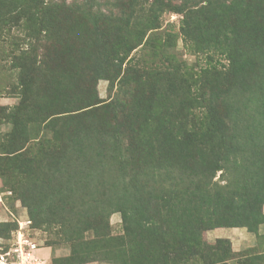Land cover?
Wrapping results in <instances>:
<instances>
[{"label":"trees","instance_id":"1","mask_svg":"<svg viewBox=\"0 0 264 264\" xmlns=\"http://www.w3.org/2000/svg\"><path fill=\"white\" fill-rule=\"evenodd\" d=\"M29 1L13 2L27 6ZM221 2L215 8L217 26L229 33L225 40L237 53L229 54L235 81L223 90L205 89L198 99L207 123L197 139L154 137L155 127L142 121L139 129L132 121L106 126L94 118L83 120L84 113L68 123L65 115L71 110L57 111L53 99V104L37 103V94L28 98L26 84L17 77L11 92L18 101L3 114L10 128L0 135V153L10 156L0 164V176L26 208L31 228L45 226L70 245L67 255L54 258L56 264H232L240 255L223 242L208 248L202 233L234 220L254 229L264 224V0ZM4 3L0 0V6ZM92 19L98 29V18ZM129 52L103 61L100 50L81 70L94 83L108 78L111 90L116 79L126 82L119 76L130 75L128 68L121 74ZM222 103L228 114L220 120L216 107ZM26 104L36 106L35 119ZM57 113L64 115L55 127ZM120 113L115 110L117 119ZM29 122L51 136L38 135ZM128 135L142 138L145 151L136 152L135 141L125 140ZM54 137L61 140L56 148ZM114 212L123 229L117 238L100 227L108 228ZM17 226V221H0V237L12 239ZM239 263L264 264V252L249 251Z\"/></svg>","mask_w":264,"mask_h":264},{"label":"rangeland","instance_id":"2","mask_svg":"<svg viewBox=\"0 0 264 264\" xmlns=\"http://www.w3.org/2000/svg\"><path fill=\"white\" fill-rule=\"evenodd\" d=\"M13 1L5 0L0 6V135L10 128L3 114L18 101L11 92L18 76L26 84L28 98L37 94V103L39 99H53L57 111L63 107L71 110L65 115L68 123L80 113H84L80 116L83 120L94 118L106 126L116 120L128 126L132 121L139 129L142 121L155 127L154 137L173 140L199 138L200 128L207 122L201 117L198 99L205 89L223 90L235 81L229 54L237 53L225 40L224 34L231 38L229 33L220 32L217 26L219 15L215 8L223 4L221 0H211L210 5L208 0H30L27 6ZM93 17L98 18V29ZM100 50L105 51V58L98 56L103 61H113L118 52L130 51L121 69L122 74L128 68L130 75L119 76L126 82L116 79L111 90L107 88L108 78L94 83L81 70ZM109 72V76L113 74ZM224 105L216 107L220 120L228 114ZM26 106L29 116L35 119L36 106ZM117 109L121 110L118 119ZM63 115H53L55 127L60 126ZM29 125L38 135L51 136L43 128L36 129V122ZM125 140L135 141L136 152L145 151L142 138L128 135ZM60 142L54 137L51 144L56 148ZM9 156L0 153V164H7ZM218 176L219 172L213 180ZM0 189L11 192L0 204V221L29 218L2 176ZM260 208L264 213V205ZM107 220L108 228L100 225L101 231H109L117 238L123 232L120 214L114 212ZM28 235L37 243L34 256L39 264H56L55 257L70 252V245L59 242L45 226L29 227ZM201 238L208 248L226 243L241 257L249 251L264 252V224L254 229L234 220L231 225L204 231ZM10 241L6 235L0 237V253ZM240 256H235L232 264H241ZM80 264L100 263L93 260Z\"/></svg>","mask_w":264,"mask_h":264},{"label":"built area","instance_id":"3","mask_svg":"<svg viewBox=\"0 0 264 264\" xmlns=\"http://www.w3.org/2000/svg\"><path fill=\"white\" fill-rule=\"evenodd\" d=\"M8 194L10 192L0 189V204H3V197ZM17 223L10 247L0 253V264H39L40 260L37 261L34 256V251L38 250L37 243L28 235L30 219L17 220Z\"/></svg>","mask_w":264,"mask_h":264}]
</instances>
